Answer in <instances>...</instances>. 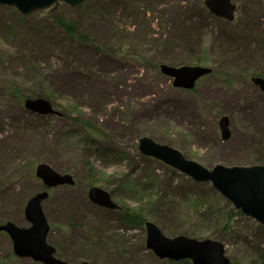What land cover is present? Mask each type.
I'll list each match as a JSON object with an SVG mask.
<instances>
[{"label": "rangeland", "instance_id": "obj_1", "mask_svg": "<svg viewBox=\"0 0 264 264\" xmlns=\"http://www.w3.org/2000/svg\"><path fill=\"white\" fill-rule=\"evenodd\" d=\"M204 2L60 1L29 15L0 5V85H19L59 113L40 117L0 100V225L29 226L25 207L44 189L36 169L46 163L76 181L53 189L43 204L47 241L70 264H164L147 249L145 227L133 229L91 203L92 187L114 192L115 203L144 211L158 227L160 213L166 229L223 243L231 264H249L250 244L264 245V226L240 216L211 184H195L139 151L148 137L208 169L264 166V93L252 82L264 78V0H233L229 24ZM58 18L74 22L76 35ZM161 65L218 67L225 75L189 92L173 88ZM223 116L231 121L229 141L221 137ZM89 125L97 139L87 137ZM129 183L148 186L131 195ZM0 264L38 263L16 257L0 233Z\"/></svg>", "mask_w": 264, "mask_h": 264}, {"label": "water", "instance_id": "obj_2", "mask_svg": "<svg viewBox=\"0 0 264 264\" xmlns=\"http://www.w3.org/2000/svg\"><path fill=\"white\" fill-rule=\"evenodd\" d=\"M71 7L83 5L87 0H0V5L14 7L20 14L29 15L36 11L52 8L58 2ZM205 7L215 17L233 22L237 11L233 0H205ZM161 73L173 80V87L191 91L212 69L201 66H160ZM252 82L264 93V78L253 77ZM27 111L39 116L59 115L52 103L45 98L27 99ZM223 141L231 139L230 120L220 119ZM139 151L145 157L155 159L167 167L190 178L198 184H211L213 188L235 209L264 226V166L226 167L217 165L208 169L198 162L187 159L180 151L144 137L139 142ZM36 177L42 181L44 191L32 197L24 211L28 227L13 222L0 225V233L6 234L13 243V252L20 259H29L40 264H70L56 256V249L47 241L51 226L44 214L43 204L49 198V191L61 186L73 187L72 175L62 174L52 166L42 163L37 166ZM89 199L94 205L117 210L111 194L98 187L89 190ZM146 247L164 264L190 260L193 264H231L223 243L210 239L198 240L184 235L168 238L153 222L145 224ZM80 264H91L82 262Z\"/></svg>", "mask_w": 264, "mask_h": 264}, {"label": "trees", "instance_id": "obj_3", "mask_svg": "<svg viewBox=\"0 0 264 264\" xmlns=\"http://www.w3.org/2000/svg\"><path fill=\"white\" fill-rule=\"evenodd\" d=\"M218 20H220V19H218ZM221 21H223V20H221ZM57 23L70 36H75L76 33L78 32V28L74 22H70V21L68 22V21L63 20L61 18H58ZM227 24H229V23L227 22ZM212 69H213V72L209 77L218 78L219 76L225 75V74H223L222 71H220V69L218 67H215ZM228 77L231 78L230 76H228ZM32 97H37V96L35 94H33ZM30 98L31 97L23 95V89L19 85H15V84L0 85V100H8L9 102L15 101L19 104H22L27 99H30ZM86 129H87V133H88L87 137L97 139L96 132L94 131V129L90 125L87 126ZM87 166H88L89 174L94 172V167L92 165L88 164ZM172 172L174 174L184 176V175L178 173L177 171H175L173 169H172ZM147 186L148 185H143L141 187L138 185H132L131 183L126 185L127 189L129 190V193L131 195H133V194L142 195L144 192H146ZM112 193L114 194V192H112ZM195 198H196V200L200 199L197 197H195ZM149 200H151V201H149L148 206L153 205V200L151 198H149ZM110 212L118 214L120 216L121 221L127 223L133 229H144L145 224L148 220V215L143 213L144 211H137L135 209H132L130 206H120V209L118 211H110ZM238 214L241 216L242 213L239 211ZM160 217H163L162 214H160V213H157L153 217L154 222H156L159 225L160 229H163V230L169 232V234H171L172 236H175V235L178 236L179 234L180 235L184 234L182 232V230L172 229L170 227L166 229V226H164V225H166V223H161L164 225H160V223H158V220ZM164 221H166V220H164ZM249 250H251V252L253 253V256H252L249 264H264V245H263V243L255 245V247H251V244H250ZM177 264H192V262L189 260H185V261H181Z\"/></svg>", "mask_w": 264, "mask_h": 264}, {"label": "flooded vegetation", "instance_id": "obj_4", "mask_svg": "<svg viewBox=\"0 0 264 264\" xmlns=\"http://www.w3.org/2000/svg\"><path fill=\"white\" fill-rule=\"evenodd\" d=\"M261 91V90H260ZM262 92V91H261ZM263 93V92H262ZM258 120L260 121H264V115L263 116H260V117H258ZM263 127V126H262ZM264 128V127H263ZM230 129H231V121H230ZM231 138H232V136H231Z\"/></svg>", "mask_w": 264, "mask_h": 264}]
</instances>
